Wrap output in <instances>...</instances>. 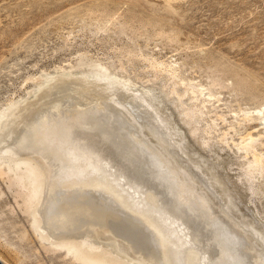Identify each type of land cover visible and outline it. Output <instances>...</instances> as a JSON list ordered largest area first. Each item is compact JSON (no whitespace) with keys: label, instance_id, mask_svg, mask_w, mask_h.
Instances as JSON below:
<instances>
[{"label":"bare ground","instance_id":"obj_1","mask_svg":"<svg viewBox=\"0 0 264 264\" xmlns=\"http://www.w3.org/2000/svg\"><path fill=\"white\" fill-rule=\"evenodd\" d=\"M80 65L41 71L28 96L0 109V159L8 162L0 175L23 202L34 201V223L54 250L74 251L82 264H264V227L235 208L174 124L176 115L207 149L196 126L201 111L182 99L200 89L178 91L177 69L155 95L111 62ZM252 171L245 181L255 196Z\"/></svg>","mask_w":264,"mask_h":264},{"label":"rangeland","instance_id":"obj_2","mask_svg":"<svg viewBox=\"0 0 264 264\" xmlns=\"http://www.w3.org/2000/svg\"><path fill=\"white\" fill-rule=\"evenodd\" d=\"M82 59L97 68L103 62L122 67L119 76H130L139 91L152 86L157 95L174 69L178 91L200 89H188L182 99L185 107L201 111L196 126L207 149L193 142L170 102L165 111L174 112L184 149L204 159L246 219L264 227V161L254 164L259 154L264 157V110L256 111L264 109V0H0V109L28 96L41 71H81ZM248 134L252 139L245 145ZM7 164L1 158L0 170ZM249 169L255 196L245 181ZM5 175L0 261L82 264L74 251L54 250L57 242L34 223V201L25 203L19 197L24 193L8 189Z\"/></svg>","mask_w":264,"mask_h":264},{"label":"water","instance_id":"obj_3","mask_svg":"<svg viewBox=\"0 0 264 264\" xmlns=\"http://www.w3.org/2000/svg\"><path fill=\"white\" fill-rule=\"evenodd\" d=\"M37 89H38V87L35 86L34 91H33V93H32L33 96L36 94ZM33 96H32V97H33ZM177 124L179 125L178 122H177ZM186 138H188V136H186ZM27 215H28V214L26 213V214H25V218H26V220L29 218ZM0 264H3V263L0 261Z\"/></svg>","mask_w":264,"mask_h":264}]
</instances>
